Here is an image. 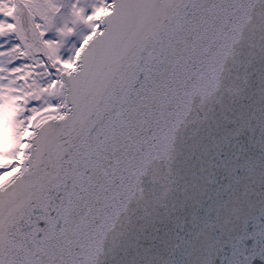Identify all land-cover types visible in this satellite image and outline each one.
Masks as SVG:
<instances>
[{
    "label": "snow or ice",
    "instance_id": "1",
    "mask_svg": "<svg viewBox=\"0 0 264 264\" xmlns=\"http://www.w3.org/2000/svg\"><path fill=\"white\" fill-rule=\"evenodd\" d=\"M0 264H264V0H0Z\"/></svg>",
    "mask_w": 264,
    "mask_h": 264
}]
</instances>
